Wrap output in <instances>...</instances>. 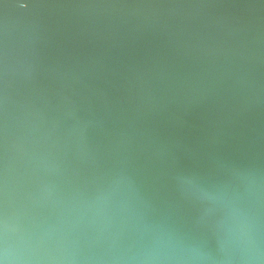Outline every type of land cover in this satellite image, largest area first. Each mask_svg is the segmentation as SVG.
Instances as JSON below:
<instances>
[{
	"label": "water",
	"instance_id": "obj_1",
	"mask_svg": "<svg viewBox=\"0 0 264 264\" xmlns=\"http://www.w3.org/2000/svg\"><path fill=\"white\" fill-rule=\"evenodd\" d=\"M5 250L264 264V0H0Z\"/></svg>",
	"mask_w": 264,
	"mask_h": 264
},
{
	"label": "clouds",
	"instance_id": "obj_2",
	"mask_svg": "<svg viewBox=\"0 0 264 264\" xmlns=\"http://www.w3.org/2000/svg\"><path fill=\"white\" fill-rule=\"evenodd\" d=\"M0 264H9L7 250H5L4 258L0 259Z\"/></svg>",
	"mask_w": 264,
	"mask_h": 264
},
{
	"label": "snow or ice",
	"instance_id": "obj_3",
	"mask_svg": "<svg viewBox=\"0 0 264 264\" xmlns=\"http://www.w3.org/2000/svg\"><path fill=\"white\" fill-rule=\"evenodd\" d=\"M26 6V5H25Z\"/></svg>",
	"mask_w": 264,
	"mask_h": 264
}]
</instances>
